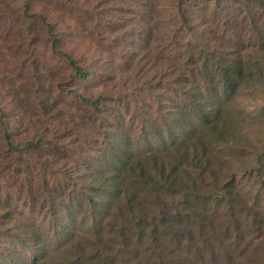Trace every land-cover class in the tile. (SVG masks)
Here are the masks:
<instances>
[{
	"label": "trees",
	"instance_id": "16d2710c",
	"mask_svg": "<svg viewBox=\"0 0 264 264\" xmlns=\"http://www.w3.org/2000/svg\"><path fill=\"white\" fill-rule=\"evenodd\" d=\"M78 2L0 0L69 75L35 81L37 119L0 99V264H126L134 237L164 264L165 236L221 263L224 240L264 227V107L240 102L264 98V0H135L155 23L115 27L112 63L103 32L82 49L62 31L86 20Z\"/></svg>",
	"mask_w": 264,
	"mask_h": 264
},
{
	"label": "rangeland",
	"instance_id": "374dc122",
	"mask_svg": "<svg viewBox=\"0 0 264 264\" xmlns=\"http://www.w3.org/2000/svg\"><path fill=\"white\" fill-rule=\"evenodd\" d=\"M75 1L77 2V0ZM78 1V6L81 8L80 11L85 15L86 20L78 21L77 25L74 22L66 23L62 25L61 29L71 35L72 37L69 38H73V42L79 47H83L82 49L90 45L93 46L99 32H103L102 40L99 43L101 47H104V45L108 46V49H106L107 54L103 58L105 63L113 62V55L110 49H112V40L118 35L114 30L115 27L120 26L118 29L121 31L125 28L123 24L128 23L130 20L136 24L141 22L142 25L150 26L155 23V17L152 16L154 14L150 12L144 15L140 11L139 6L136 5L138 3L135 0L132 7L128 4L129 0ZM85 7L86 9L97 10L98 20L96 17L92 20L91 16H88L89 14L86 15ZM164 13L167 16L170 15L169 8H164ZM106 27L107 30L105 29ZM74 29L75 32H73ZM137 36L138 33L136 34ZM24 38L25 35L19 31L18 19L14 13L0 18V99L4 107H8L10 114L12 110L21 112L24 109L27 119L32 117L37 119V117L42 115L43 111L40 110V104L36 102L34 96L37 88L35 81H38L39 76H44L45 81L57 87L62 80H67L69 75H66L65 69H63V56L52 48L45 36L30 37L29 39L34 40L29 43L27 42L29 39L24 40ZM120 61L117 58L115 59L117 65L120 64ZM59 92L61 90L57 88L56 95ZM11 98L15 102L14 106L8 104ZM15 98L19 99V102ZM240 102L248 110L264 107V98L260 92L255 94V97L243 96L240 98ZM93 129L96 130V127ZM257 140H255V143ZM96 142L94 140L93 144L96 145ZM82 157L85 159L89 158L91 161L94 160V157L90 155L84 154ZM10 175L11 173H7L3 177L1 176V181H9L11 179ZM242 195L247 198L250 206L255 207L253 192L250 189H243ZM256 207H259L258 210L261 211V214H264V196L261 204ZM217 221L220 224L221 219H217ZM218 224L216 225L218 233H222L223 229ZM242 229H246V227L243 226ZM194 236H197V231H194ZM246 236L245 240L237 242L239 246L235 243L233 247H230L227 240H224L223 246L225 250L219 251L222 257L221 263L220 261L214 263L211 259L212 262H208V264H264V227L262 231H247ZM170 237L165 236L160 239L165 255L163 257L164 264H206L204 257L208 256L207 251L202 249L198 253L195 248L201 243L200 241L196 242V244L186 239L175 242ZM131 241V246L134 247L132 252L137 253L124 255V261H127L126 264H158L157 257L148 250L147 242L138 241L137 237L132 238ZM228 247L229 250H226ZM218 249L220 250L221 248L217 247ZM25 257L30 261L34 259L33 254L29 252H26Z\"/></svg>",
	"mask_w": 264,
	"mask_h": 264
}]
</instances>
